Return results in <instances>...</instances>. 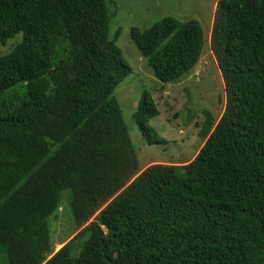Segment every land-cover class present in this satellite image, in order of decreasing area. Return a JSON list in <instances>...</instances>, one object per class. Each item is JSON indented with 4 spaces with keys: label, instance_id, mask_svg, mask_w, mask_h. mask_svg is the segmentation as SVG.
<instances>
[{
    "label": "trees",
    "instance_id": "trees-1",
    "mask_svg": "<svg viewBox=\"0 0 264 264\" xmlns=\"http://www.w3.org/2000/svg\"><path fill=\"white\" fill-rule=\"evenodd\" d=\"M111 3L0 0V46L22 36L0 55V264H264V0L216 2L222 115L202 111L190 163L144 168L113 96L131 69L109 38ZM130 39L163 84L205 43L174 17ZM158 114L144 93L133 121L148 145L166 143L146 126ZM63 191L82 230L55 243Z\"/></svg>",
    "mask_w": 264,
    "mask_h": 264
},
{
    "label": "rangeland",
    "instance_id": "rangeland-1",
    "mask_svg": "<svg viewBox=\"0 0 264 264\" xmlns=\"http://www.w3.org/2000/svg\"><path fill=\"white\" fill-rule=\"evenodd\" d=\"M112 1L113 5L108 4L111 13L109 38L116 39V45L131 69L114 90L113 96L120 107L139 164L142 168L153 163L186 165L194 159L203 144L197 135L198 124L203 121L202 111L209 112L218 120L225 105L223 81L209 48L211 25L218 0ZM165 17H174L181 22L197 21L205 38L204 49L195 69L171 84H163L154 77L147 61L140 56L130 39L131 28L145 30ZM21 39L22 36L17 35L5 46H0V55L9 53ZM144 93L152 97L159 113L146 126L154 129L165 140V144L148 145L133 121V114ZM68 197V191L61 193L58 212L54 214L55 218L51 216L48 219L55 243L63 240L66 243L82 230H76L74 226ZM87 237L76 242L73 254L80 251ZM61 246L56 244L54 251L57 252Z\"/></svg>",
    "mask_w": 264,
    "mask_h": 264
}]
</instances>
